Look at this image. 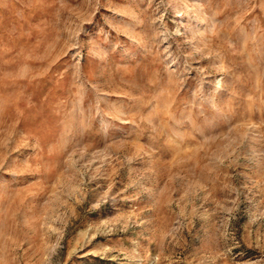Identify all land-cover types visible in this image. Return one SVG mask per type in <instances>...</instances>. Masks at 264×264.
Listing matches in <instances>:
<instances>
[{
  "label": "rangeland",
  "instance_id": "rangeland-1",
  "mask_svg": "<svg viewBox=\"0 0 264 264\" xmlns=\"http://www.w3.org/2000/svg\"><path fill=\"white\" fill-rule=\"evenodd\" d=\"M0 264H264V0H0Z\"/></svg>",
  "mask_w": 264,
  "mask_h": 264
}]
</instances>
